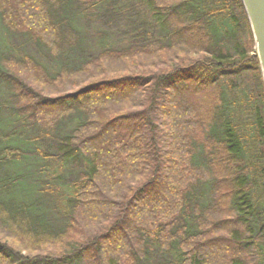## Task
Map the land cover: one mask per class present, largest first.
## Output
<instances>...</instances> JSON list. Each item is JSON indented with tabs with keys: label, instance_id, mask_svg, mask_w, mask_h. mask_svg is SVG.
<instances>
[{
	"label": "trees",
	"instance_id": "1",
	"mask_svg": "<svg viewBox=\"0 0 264 264\" xmlns=\"http://www.w3.org/2000/svg\"><path fill=\"white\" fill-rule=\"evenodd\" d=\"M139 1L158 37L76 61L77 18L119 0H0V27L57 65L0 50V264H264V82L243 2Z\"/></svg>",
	"mask_w": 264,
	"mask_h": 264
},
{
	"label": "rangeland",
	"instance_id": "2",
	"mask_svg": "<svg viewBox=\"0 0 264 264\" xmlns=\"http://www.w3.org/2000/svg\"><path fill=\"white\" fill-rule=\"evenodd\" d=\"M118 4L113 12H105L100 9L94 17L87 18L81 15V17L77 18V27L87 37V40L84 42L81 52L78 55H74V60L77 61L79 58L82 59L94 55L107 47L128 45L134 40H140L141 35L144 40L159 36L157 32L158 26L154 22L146 4L141 3L139 0H119ZM10 49H13V54L19 56L25 53L31 54L50 71H54L57 68L56 63L35 44L27 40L19 41L15 37L9 36L0 27V50L12 52ZM179 66V64L170 65L162 70L165 71L164 73H170ZM5 97V93L0 90V101L5 99ZM9 119L13 120V117L8 113H2L1 120H3V124L6 121L10 123ZM23 167L25 168V166ZM158 255H160V252L154 250L153 259Z\"/></svg>",
	"mask_w": 264,
	"mask_h": 264
},
{
	"label": "water",
	"instance_id": "3",
	"mask_svg": "<svg viewBox=\"0 0 264 264\" xmlns=\"http://www.w3.org/2000/svg\"><path fill=\"white\" fill-rule=\"evenodd\" d=\"M252 30L264 82V0H242Z\"/></svg>",
	"mask_w": 264,
	"mask_h": 264
}]
</instances>
